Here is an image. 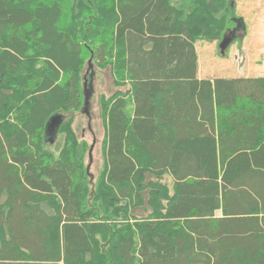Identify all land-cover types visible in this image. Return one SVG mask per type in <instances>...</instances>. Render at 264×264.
Instances as JSON below:
<instances>
[{"label": "trees", "instance_id": "obj_1", "mask_svg": "<svg viewBox=\"0 0 264 264\" xmlns=\"http://www.w3.org/2000/svg\"><path fill=\"white\" fill-rule=\"evenodd\" d=\"M239 1L0 0V264H264V76H199ZM87 64L116 89L96 181Z\"/></svg>", "mask_w": 264, "mask_h": 264}, {"label": "rangeland", "instance_id": "obj_2", "mask_svg": "<svg viewBox=\"0 0 264 264\" xmlns=\"http://www.w3.org/2000/svg\"><path fill=\"white\" fill-rule=\"evenodd\" d=\"M236 12L242 20L233 33H227L230 43L224 55L217 41L197 46L200 78H238L248 73L254 77L264 76V2L239 1ZM82 78L86 89V106L74 114L73 128L91 148L86 156L85 167L96 181L105 163L101 99L110 97L116 89L110 67L87 64L82 71ZM59 138L61 142L63 138ZM168 180L171 181L170 178Z\"/></svg>", "mask_w": 264, "mask_h": 264}, {"label": "water", "instance_id": "obj_3", "mask_svg": "<svg viewBox=\"0 0 264 264\" xmlns=\"http://www.w3.org/2000/svg\"><path fill=\"white\" fill-rule=\"evenodd\" d=\"M230 43V39L229 37H225L220 45L221 48V52L224 55L225 54V50L227 49L228 45Z\"/></svg>", "mask_w": 264, "mask_h": 264}, {"label": "crops", "instance_id": "obj_4", "mask_svg": "<svg viewBox=\"0 0 264 264\" xmlns=\"http://www.w3.org/2000/svg\"><path fill=\"white\" fill-rule=\"evenodd\" d=\"M140 212V211H139ZM139 212H137L138 214H140ZM145 213H143V214H141V216H143ZM218 215H220V214H218Z\"/></svg>", "mask_w": 264, "mask_h": 264}]
</instances>
